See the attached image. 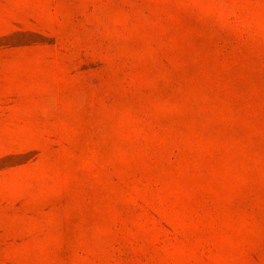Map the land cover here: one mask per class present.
Returning <instances> with one entry per match:
<instances>
[{
    "label": "rangeland",
    "instance_id": "rangeland-1",
    "mask_svg": "<svg viewBox=\"0 0 264 264\" xmlns=\"http://www.w3.org/2000/svg\"><path fill=\"white\" fill-rule=\"evenodd\" d=\"M0 264H264V0H0Z\"/></svg>",
    "mask_w": 264,
    "mask_h": 264
}]
</instances>
